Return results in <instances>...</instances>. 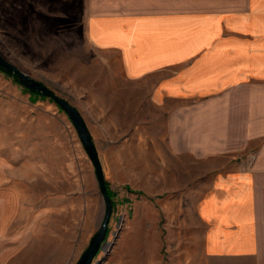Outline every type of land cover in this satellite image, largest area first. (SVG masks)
<instances>
[{
    "label": "rangeland",
    "instance_id": "obj_1",
    "mask_svg": "<svg viewBox=\"0 0 264 264\" xmlns=\"http://www.w3.org/2000/svg\"><path fill=\"white\" fill-rule=\"evenodd\" d=\"M91 2L0 0V56L77 110L112 194L91 264H264L204 260L194 217L211 178L230 169L225 159L252 169L258 142L209 158L175 150L170 116L131 94L116 59L86 43ZM103 215L66 116L0 71V264H75Z\"/></svg>",
    "mask_w": 264,
    "mask_h": 264
},
{
    "label": "crops",
    "instance_id": "obj_2",
    "mask_svg": "<svg viewBox=\"0 0 264 264\" xmlns=\"http://www.w3.org/2000/svg\"><path fill=\"white\" fill-rule=\"evenodd\" d=\"M85 39L170 116L175 150L209 158L258 142L252 169L225 159L194 217L204 260L263 263L264 0H92Z\"/></svg>",
    "mask_w": 264,
    "mask_h": 264
},
{
    "label": "water",
    "instance_id": "obj_3",
    "mask_svg": "<svg viewBox=\"0 0 264 264\" xmlns=\"http://www.w3.org/2000/svg\"><path fill=\"white\" fill-rule=\"evenodd\" d=\"M0 70L3 73H10L14 76L18 86L30 93H39L42 97L51 100L56 108L66 116L71 126L73 127L81 148L86 155L94 173V178L97 184L98 192L104 205V215L99 226V229L90 238L85 250L81 253L75 264H91L97 253L102 247L105 239L106 226L111 213V201L107 197L102 170L99 164L97 153L91 141L88 130L77 112V110L70 106L65 100L53 94L50 90L45 88L37 81L27 77L18 71L15 67L9 64L0 56Z\"/></svg>",
    "mask_w": 264,
    "mask_h": 264
},
{
    "label": "trees",
    "instance_id": "obj_4",
    "mask_svg": "<svg viewBox=\"0 0 264 264\" xmlns=\"http://www.w3.org/2000/svg\"><path fill=\"white\" fill-rule=\"evenodd\" d=\"M1 71V70H0ZM2 72V71H1ZM8 77H10L16 84H17V82L15 81V79H14V76L12 75V74H10V73H5ZM24 92L25 93H27L28 95H29V97H31V98H41L42 96L39 94V93H30V92H28V91H26V90H24ZM105 188H106V186H105ZM106 194H107V197L111 200V198H112V194L106 189ZM113 206H112V204H111V208H112ZM107 234V231H105V235Z\"/></svg>",
    "mask_w": 264,
    "mask_h": 264
}]
</instances>
